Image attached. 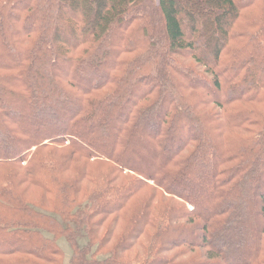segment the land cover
<instances>
[{"label": "trees", "instance_id": "1", "mask_svg": "<svg viewBox=\"0 0 264 264\" xmlns=\"http://www.w3.org/2000/svg\"><path fill=\"white\" fill-rule=\"evenodd\" d=\"M62 238L264 264V0H0V264Z\"/></svg>", "mask_w": 264, "mask_h": 264}, {"label": "rangeland", "instance_id": "2", "mask_svg": "<svg viewBox=\"0 0 264 264\" xmlns=\"http://www.w3.org/2000/svg\"><path fill=\"white\" fill-rule=\"evenodd\" d=\"M235 204V202H234ZM85 240H82L81 243H84ZM60 247L62 248L63 251V264H69V260L71 258V249L68 245V243L62 238L58 241Z\"/></svg>", "mask_w": 264, "mask_h": 264}]
</instances>
